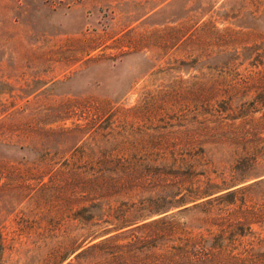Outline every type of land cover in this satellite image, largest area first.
<instances>
[{"label": "rangeland", "instance_id": "rangeland-1", "mask_svg": "<svg viewBox=\"0 0 264 264\" xmlns=\"http://www.w3.org/2000/svg\"><path fill=\"white\" fill-rule=\"evenodd\" d=\"M133 1L146 0H0L4 264H39L36 232L67 228L89 187L190 165L219 183L247 168L244 152L264 154V64L207 61L245 46L264 51V0H194L186 18L177 1L150 19ZM134 34L185 38L148 70L153 54L144 44L133 53ZM195 58L203 63H181ZM258 171L241 185L249 190L172 218L192 233L178 236L194 238L198 264H264Z\"/></svg>", "mask_w": 264, "mask_h": 264}, {"label": "trees", "instance_id": "trees-1", "mask_svg": "<svg viewBox=\"0 0 264 264\" xmlns=\"http://www.w3.org/2000/svg\"><path fill=\"white\" fill-rule=\"evenodd\" d=\"M177 1L184 2L180 11L186 18L192 11L189 4L194 0H146L144 3H133L136 6L147 5L142 17L148 16L150 19L169 12ZM185 29L186 26L182 25L179 33L184 34ZM183 34L156 39L151 34L142 38L134 34L130 38V45L133 53L137 54L143 44L150 49L153 56L145 58L144 63L151 70L160 66L162 51L173 42L179 44L185 38ZM194 40L195 35L186 37L184 44ZM207 61H216V68H222L223 65L224 69L230 70L245 63L264 64V51L260 53L256 45L245 46ZM181 63L198 66L203 62L195 58L191 62ZM259 153L257 150L244 152L247 168L231 170L219 183L212 178L202 180L199 178L202 174L190 165L177 169L174 166L154 168L141 178L103 182L97 187H89L87 205L71 216V224L67 228L36 232L37 241L33 251L39 257V264H198V244L194 238L178 236L180 233H192L188 229L180 232L178 223L172 218L196 208L199 205L196 203L202 199L224 191L235 193L249 190L253 183L241 185L260 174L259 169L264 170V154L259 156ZM226 183L233 185L222 189V184ZM74 193L71 200L73 205L78 201L76 191ZM145 195L146 198H143ZM190 204L194 205L189 207ZM8 248L0 234V264H4Z\"/></svg>", "mask_w": 264, "mask_h": 264}]
</instances>
